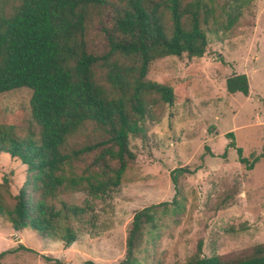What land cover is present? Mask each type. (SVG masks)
<instances>
[{
    "label": "rangeland",
    "instance_id": "374dc122",
    "mask_svg": "<svg viewBox=\"0 0 264 264\" xmlns=\"http://www.w3.org/2000/svg\"><path fill=\"white\" fill-rule=\"evenodd\" d=\"M93 8L86 23V48L101 56L108 49L104 29L113 24L119 0ZM198 1L199 19L208 44L200 58L166 56L151 62L146 80L172 89V104L147 94L143 137H131L134 160L121 185L104 199L82 192H65L62 198L81 205L87 199L91 224H73L77 240L68 247L54 237H41L31 228L16 231L0 219V264H119L136 211L175 196L171 172L177 174V199L183 210L158 208L155 221L145 228L135 252L141 264L184 263L197 253L229 259L264 244V157L252 169L239 162L237 150L249 161L264 146V0ZM186 27L188 16L183 17ZM232 23L230 26L229 24ZM163 24L171 33V16L163 11ZM105 70L96 67V80L108 88ZM245 74L247 96L229 94L225 81ZM32 91L18 88L0 94V125H13L17 135L30 127ZM101 127L87 123L68 141L71 148L106 141ZM99 150L85 154L75 170L90 165ZM114 166L115 163L113 162ZM25 166L0 153V193L13 203L24 184ZM91 221V220H90ZM21 246L29 250H24Z\"/></svg>",
    "mask_w": 264,
    "mask_h": 264
},
{
    "label": "trees",
    "instance_id": "16d2710c",
    "mask_svg": "<svg viewBox=\"0 0 264 264\" xmlns=\"http://www.w3.org/2000/svg\"><path fill=\"white\" fill-rule=\"evenodd\" d=\"M119 1L112 26L104 29L109 49L98 56L87 51L86 23L91 10L106 6L107 0H0V94L18 88L32 91L26 133L19 136L13 125H0V153L17 159L26 173L12 204L0 193V219L16 231L31 228L43 238L54 237L64 247L77 240L73 224H91L94 217L86 219L93 209L89 200L71 204L62 194L108 197L121 185L128 162L134 160L130 138L145 134L143 124L149 115L145 95L157 94L163 103L172 104L170 87L146 80L151 62L166 56L200 58L208 44L198 1L184 5L182 0ZM164 10L170 12V34L163 24ZM185 16L190 20L188 27ZM96 67L105 70L108 88L97 82ZM225 86L229 94L249 93L245 74H233ZM87 123L105 130L108 139L71 148L69 139ZM96 150L92 163L77 172L75 164ZM237 152L239 162L252 169L264 157V146L251 161L241 156L240 149ZM180 170L171 172L175 190L171 202L133 214L119 264H141L135 252L158 208L183 210L176 188ZM200 252L199 244L194 256L177 264H264V244L229 259ZM6 253H0V260Z\"/></svg>",
    "mask_w": 264,
    "mask_h": 264
}]
</instances>
